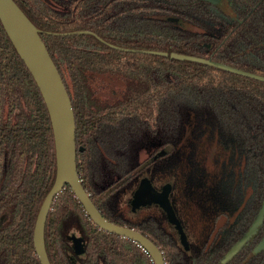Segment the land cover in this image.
<instances>
[{
	"label": "trees",
	"instance_id": "1",
	"mask_svg": "<svg viewBox=\"0 0 264 264\" xmlns=\"http://www.w3.org/2000/svg\"><path fill=\"white\" fill-rule=\"evenodd\" d=\"M14 1L39 30L69 94L75 142L83 147L76 168L98 211L148 236L167 264H209L216 254L205 243L221 235L229 246L260 206L264 81L170 54L264 76V14L230 30L202 0ZM105 73L120 80L117 110L93 90L95 76ZM55 171L46 105L0 21V213L9 211L0 264H41L33 226ZM144 172L155 184H171L173 209L203 254L195 245L186 251L192 256L178 248L158 206L130 210L124 195ZM222 205L225 211L216 210ZM227 211L236 213L235 225L223 221ZM70 227L83 238V257L72 250ZM44 245L51 264H153L130 238L96 225L67 183L47 212Z\"/></svg>",
	"mask_w": 264,
	"mask_h": 264
},
{
	"label": "water",
	"instance_id": "2",
	"mask_svg": "<svg viewBox=\"0 0 264 264\" xmlns=\"http://www.w3.org/2000/svg\"><path fill=\"white\" fill-rule=\"evenodd\" d=\"M223 7L222 0H207ZM0 21L18 55L31 73L46 105L52 127L55 150V179L44 196L33 226V245L41 264H51L44 245V225L52 199L65 183L69 184L75 196L81 202L92 221L103 230L128 237L141 245L150 254L155 264H165L159 248L144 234L125 225L116 224L106 219L91 201L84 190L76 168L75 119L69 94L49 52L43 43L39 30L32 24L14 0H0ZM147 51V50H144ZM172 57L208 63L244 76L264 81V76L221 62L199 56L171 52ZM79 150L83 147L79 146ZM167 147L161 152H165ZM171 184L166 183L156 188L148 176H142L133 189L129 203L133 211L143 205H159L173 224L183 241L186 236L176 217L169 199ZM264 216V196L261 207L245 234L229 250L227 257L236 252L256 229ZM3 216L0 218V222ZM1 224V223H0ZM264 246V237L261 241Z\"/></svg>",
	"mask_w": 264,
	"mask_h": 264
},
{
	"label": "flooded vegetation",
	"instance_id": "3",
	"mask_svg": "<svg viewBox=\"0 0 264 264\" xmlns=\"http://www.w3.org/2000/svg\"><path fill=\"white\" fill-rule=\"evenodd\" d=\"M202 1L207 2L209 4V7L211 8V10H213L216 15L219 14L221 19H224L225 21L229 22L232 25L230 30H233L235 28L238 29L237 27H235V24L243 23L245 19L251 17L252 15H260L261 13L264 14V0H222L223 1V7L218 6V5H216V4H214V3L210 2V1H207V0H202ZM260 28L261 27H259V29ZM96 79H99L100 81H102L104 83H108L109 87H107V89H104V90H98V89H95V87L93 86L94 92L98 95V97L101 100H103L106 103L107 106H111L114 110H117L118 102H119V99H120V92H121V85H120V80H119L118 76H116L113 73H105V74L96 75L94 82L96 81ZM94 82H93V84H94ZM119 88H120V90H119ZM75 144H76V142H75ZM79 146H82V145H79ZM79 146H77V144H76V149H78ZM165 147H167V150L165 152H161V150L163 148H165ZM161 150H160V153L162 155H164V154H166L169 151V146H167V145L162 146ZM145 155H146L145 150H140V157H144ZM142 176H148L150 178L148 173L144 172V173H142L139 176L138 181H139V179ZM138 181H137V183H138ZM137 183H136V185H137ZM152 183L158 189H160L164 185L163 183L155 184L153 181H152ZM136 185L132 188L131 191L127 192L124 195L125 201L128 204L130 210H132V209H131V206H130V203H129V199H130L132 191L136 187ZM263 196H264V191H263ZM263 196H262V199H261V202H260L259 209H260L261 204H262ZM169 199H170V193H169ZM153 206H158L159 209L163 212L162 214H163V217H164V225H165V227H167V229H169L171 231V234H173L175 236V242H176V245L178 246V248L179 247L185 248V250H183V252L184 251L185 252L186 251L187 252H189V251L191 252V248L194 249V245H195V250L199 251V252H201L200 250H202V254H203V250L204 249H200L197 246V245H202V243H200L199 239H197L195 236L187 234L186 229L184 228V225H183L182 221L179 220L175 210H174V212L176 214V217L178 218V220H179V222H180V224H181V226L183 228L184 234L186 236V243L185 244L183 243V241H182V239H181V237H180V235L178 233V230L176 229V227L173 224H171L169 222L168 218L166 217L167 216L166 212L159 205H157L155 203H150L148 205L141 206L139 209H137L135 211L144 209L146 207H153ZM218 209L225 211L226 208L222 205V206H219L216 210H218ZM259 209H258V211H259ZM258 211H257V213H258ZM257 213H256V215H257ZM227 214L229 215V217L231 219L230 218L226 219L225 216L222 215L221 217H223L222 218L223 221L227 222V226L233 225V224L235 225L237 220H238L237 219V215H235L236 213L228 212ZM256 215H255V217H256ZM2 216H3V218H2V220L0 222L1 223L0 227H2L7 222V220L9 219V211L8 210H3L0 213V218ZM221 217H218L217 220L220 219ZM254 218H253V220H254ZM263 219H264V216H263L261 222L256 227V229L253 231V233L245 241V243L236 252H234L229 257H227V254H228L230 248L236 242H238L240 240V238H242V236L245 234V232L249 229V226L251 225L253 220L251 221V223L248 225V227L245 230L241 229V231L238 234V236L236 237V239L231 244H229V246H227L229 240L228 239H224V237H222L221 235L220 236L218 235L217 238H215L213 240L211 239L208 243H205L208 246L212 245V247L210 248L209 251L212 252V250H215L214 254H216L215 258L210 259V263L209 264H253V262H254V264H262V252H264V246H261V241H262V239L264 237V231L261 232L260 226H261V223H262ZM218 222L222 223V221H220V220ZM165 223L167 224V226H166ZM133 229H135V228H133ZM67 237H68V239H69V241L71 243L73 252L78 257H83L84 256V252L81 250V246L83 244V238L81 237L80 232L78 230H76L75 227H70V229L67 232ZM146 237L148 239H150L148 236H146ZM222 241H223V243H222ZM135 243L138 246H140L142 248V250L149 256L150 262L155 264L154 260L152 259L150 254L147 252V250L144 249L137 242H135ZM222 245H225L227 247L226 250L224 252L223 251L222 252L219 251L218 253H216V249L219 248ZM159 250H160V248H159ZM160 252L162 254V257L164 259L165 264H167L166 260L164 258L162 250H160ZM187 252H186V254L188 256H192L193 255V254H191V253L189 254ZM187 260L188 259H186V261ZM183 261H184V259H183ZM180 262L181 261H177L176 260V262L174 264H183V262H181V263Z\"/></svg>",
	"mask_w": 264,
	"mask_h": 264
},
{
	"label": "rangeland",
	"instance_id": "4",
	"mask_svg": "<svg viewBox=\"0 0 264 264\" xmlns=\"http://www.w3.org/2000/svg\"><path fill=\"white\" fill-rule=\"evenodd\" d=\"M108 85H109L108 83H104V82L100 81L99 79H96V81L93 84L95 89H98V90L107 89V87H109ZM119 90H120V88H119Z\"/></svg>",
	"mask_w": 264,
	"mask_h": 264
}]
</instances>
